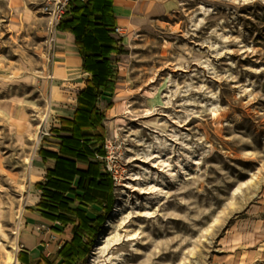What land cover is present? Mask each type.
<instances>
[{
	"label": "rangeland",
	"instance_id": "obj_1",
	"mask_svg": "<svg viewBox=\"0 0 264 264\" xmlns=\"http://www.w3.org/2000/svg\"><path fill=\"white\" fill-rule=\"evenodd\" d=\"M120 1L133 9L96 145L123 180L109 213L81 206L104 221L74 264H264V0ZM60 11L0 0V264H21L19 233L50 167L39 151L90 80Z\"/></svg>",
	"mask_w": 264,
	"mask_h": 264
},
{
	"label": "trees",
	"instance_id": "obj_2",
	"mask_svg": "<svg viewBox=\"0 0 264 264\" xmlns=\"http://www.w3.org/2000/svg\"><path fill=\"white\" fill-rule=\"evenodd\" d=\"M112 6L113 0H88L86 3L71 0L69 18L59 25L62 31L74 34L82 68L92 76L91 83L78 96L73 117L62 118V128L52 129V132L70 134L60 137V150L65 156L44 148L39 151L44 160L55 159L56 165L47 174L41 188L43 199L38 207L48 218L64 225H75L72 239L59 250V264H74L84 257L87 253L81 248L83 236L89 235V228L104 221V215L94 219L88 217L81 206L94 200L103 201L102 207L105 213H109L113 205L114 181L101 171V162L96 158L97 155L105 156L106 152L104 144L96 145L104 141L106 135L105 115L98 108V102L104 94L114 91L112 56L122 53L116 48L117 38L112 35L117 28ZM90 131L97 132L94 139L87 137ZM78 163L86 165V169H80ZM76 202L79 205L73 206Z\"/></svg>",
	"mask_w": 264,
	"mask_h": 264
},
{
	"label": "crops",
	"instance_id": "obj_3",
	"mask_svg": "<svg viewBox=\"0 0 264 264\" xmlns=\"http://www.w3.org/2000/svg\"><path fill=\"white\" fill-rule=\"evenodd\" d=\"M113 12L117 21V26L121 27L120 19H125L130 14V11L133 9L132 6L127 2H122L120 0H113ZM64 33L71 34L74 39L75 36L73 33L69 31H63ZM114 37H117V33L114 32L112 34ZM76 45V43H75ZM79 54V52H78ZM78 65L81 67L82 73L90 76V80L85 84L83 88H81L77 94V101L80 92L91 83L92 76L90 73L84 72L82 68V58L79 54ZM77 108V102L76 107ZM74 110V112H75ZM74 114V113H73ZM71 117L68 118H72ZM54 128L61 129L62 125L59 124ZM53 129V128H52ZM97 132L90 131L87 135L88 138L94 139V136ZM70 134L64 131H60V133L52 132V138L47 142L49 146H43V148L47 151L57 153L61 156H65L64 153L60 150V144L62 136H69ZM44 163L50 165L47 174L54 170L56 161L55 159L48 158L44 160L42 156H40ZM78 167L80 169H86V165L78 163ZM101 171L105 174L106 170L101 164ZM108 175V174H107ZM47 177V176H46ZM76 187L75 185H73ZM41 192L40 201L36 204L35 209L28 210L25 217L24 225L19 233L20 246L22 247L21 259L19 262L21 264H59V250L64 245L66 241H70L73 237L75 225L70 223L67 225L62 224L58 220H53L44 216L41 213V208L38 207L39 203L43 199V191L39 189Z\"/></svg>",
	"mask_w": 264,
	"mask_h": 264
},
{
	"label": "built area",
	"instance_id": "obj_4",
	"mask_svg": "<svg viewBox=\"0 0 264 264\" xmlns=\"http://www.w3.org/2000/svg\"><path fill=\"white\" fill-rule=\"evenodd\" d=\"M71 0H59V2L62 3V11L67 12L69 10V3ZM83 3H86L88 0H80ZM63 12H59V14H63ZM59 16V15H58ZM61 16L56 17V20H59ZM115 32L117 34H122V28L120 26H117ZM107 149H109V152L105 156V166H106V172L108 175L113 179L115 184H120L123 180V172L121 170V167L118 164V160L113 156L111 153V147L107 144ZM22 250V248H21Z\"/></svg>",
	"mask_w": 264,
	"mask_h": 264
},
{
	"label": "bare ground",
	"instance_id": "obj_5",
	"mask_svg": "<svg viewBox=\"0 0 264 264\" xmlns=\"http://www.w3.org/2000/svg\"><path fill=\"white\" fill-rule=\"evenodd\" d=\"M118 211H119V207L117 206V207H116L115 214H117ZM111 224H112V221H111V219H110V220L106 223L105 230H107V229L111 226ZM0 231L2 232V229H0Z\"/></svg>",
	"mask_w": 264,
	"mask_h": 264
}]
</instances>
